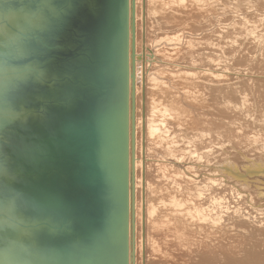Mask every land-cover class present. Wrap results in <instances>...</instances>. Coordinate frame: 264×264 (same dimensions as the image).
I'll return each instance as SVG.
<instances>
[{"label": "bare ground", "instance_id": "6f19581e", "mask_svg": "<svg viewBox=\"0 0 264 264\" xmlns=\"http://www.w3.org/2000/svg\"><path fill=\"white\" fill-rule=\"evenodd\" d=\"M226 1L229 2V0H225L224 2L226 3ZM242 1L245 2V0H242ZM251 1L252 0H250V3L253 2ZM101 2H103V4L100 3L101 5L99 9L107 13L110 6L106 5L107 2L104 4V0H101ZM127 3H128L127 4L128 5L127 6L128 7V17H127V24H128V30H127L128 100H127V113H126V116H127V125H126L127 127V143H126L127 153H126V166H125L126 172H125V177L123 178L126 184V193H127V202H128V218H127L128 263L127 264H180V263L181 264H192L191 263L193 259L192 257L195 256L196 253L199 252V249L201 250L204 246L206 247V242L204 240L207 241V239H204V238H209V237H204L202 240L200 238H199L200 240H198V238L195 239V237L197 236L194 237L195 232L193 229L198 226L205 227L204 225L206 224L207 221L210 223L211 226H214V227H215V224L216 226L217 224L220 225L222 222H224L222 221V219L220 221L221 223L216 222L221 218L220 215H222V213L223 214L226 213L227 214L226 217H228V214L232 212L233 210L231 209L230 212L227 213V211L229 210L228 205L232 203V201L230 203L229 200L231 199L238 200L235 197L236 195L234 196L236 199L232 198L233 195L237 194V197L239 198V200L240 199L247 200L248 199L247 197H250L249 200L253 199L254 197L250 196L251 194L250 190L258 191L259 189L257 187L258 185L260 186V181L257 182V180L262 181L264 179V165L258 164L257 161H253L250 164L244 160L245 162L243 164L240 163V165H238L230 161H226L222 164H219L221 162L215 160L216 158L218 159V156H217L218 154L224 153L225 149L227 148L226 146L228 143H229L228 146H233L235 145L234 143H236L237 145L241 144L242 147H244L243 145H247L251 147L250 148V150L252 149L251 151H253V148L255 147H256L255 150H257L258 148L259 149L261 148L264 150V131L262 130L263 133L262 132L254 133L252 131L253 135L250 133L248 135V132L252 130V129L251 130L249 129L250 131L248 130L247 132V128L252 126V125L251 126L249 125V122H248L249 127H247L246 125L247 128L245 127L244 123L242 125H239L238 127L234 124H232L233 127L232 125L231 127H228L227 124L229 123L228 122L226 123L221 118L220 119L224 123L218 119H217L218 121H215L216 119H213V116L215 115H213L211 119L207 115L209 113H206L208 111V108L207 109L205 108L207 104L209 103V101L214 102L215 107H216L214 108V110L215 112L217 111V113L221 112V109H224L225 106L227 108H230L231 110L232 109L234 110L237 107L236 104L235 105L232 104L233 106H236L232 108V106L230 105L231 102L229 104V101L231 99L230 100L225 99L226 104L228 103V105L226 104L223 105L221 104V101H220L221 106H216L215 102L218 101L219 103L220 97L218 100L214 101L213 99L215 98V96L214 97L212 96L214 93L216 94V92L212 94V91H217V89L223 88L222 87L223 84L227 83L225 81H229L230 77L235 76L236 78H240V80L235 79L239 82L244 80L242 84H244V82H248L249 84L251 83V88L248 86L250 90H248V88L247 90L243 89L249 92L244 97H242V99L240 98V100H242V105L244 106L245 109H247V111L248 109L250 110V108H254V107H251V103H253V106H254L256 102V106L258 107L257 105V102H258L260 108H262L261 115L263 118V119L261 117L259 118L260 120L262 119L261 121H263V123L259 124V127L261 129H264V74L260 75L261 73L260 71H258L260 73L259 75L261 78L252 77L253 71L250 68L252 61H249L250 58L248 59L249 64H250V65L248 64L249 65L248 68H250L251 70L247 68L248 70H250L249 71L250 73L248 72L247 69L236 68L234 66L233 68H236V69L231 68V66L229 68V65L226 64V62H224L226 65L220 64L222 62L220 63L215 62L217 64L213 66L212 63L215 60L213 62L212 60L214 57L212 56L213 57L212 60L208 58V56L211 57L209 55L211 53L210 51L214 49L216 52L219 53V54L216 53L218 57L217 56L215 57L219 58V60L221 61V58L223 60V58L229 53L230 50L233 51L232 49H235V48L243 49L242 44H245L246 42H250L251 44H253L254 49L256 48L255 50L258 49V52H259L258 56L260 59L261 57H264V19H261L262 18L261 16L259 18L261 19L259 20L260 22H256L257 21L256 20L255 23H259V24L255 26V29H254V26H253V29L251 26L252 30H249L251 34L248 33L249 32L248 29H250L249 27L247 29L248 31L247 34L245 35L243 34L244 37L242 38V35L238 36L237 33L242 32L245 28L248 27V24H247L246 27L243 29L242 28V26L244 25L243 23L242 26H240L238 29H235L236 37L234 36L235 38H232V39H229L230 37L228 38V36L231 34V31H233L232 29H230L231 31L228 29L229 24L231 22V19H228L230 20V22H228L229 24L228 23L225 24V27L222 26L225 29L224 28H222L223 30L216 29L217 31H214L213 29L214 32L213 31L212 32L217 33L216 34L217 37L214 36L216 38V41L214 40L215 42H213L211 41V37L213 38L212 36L213 34L204 33L206 29L205 25H208V24L203 23V19L205 18L204 13L206 12L207 9L212 8V3H210L209 0H127ZM233 3L236 4L237 2L235 1ZM246 3L249 4L248 0L246 1ZM217 4H215V6ZM234 4H231V5H234ZM18 5H20L25 11L32 7V4L29 2L23 5L22 3L19 2V0H12L10 7H11L13 14L16 16H21L25 12L24 11V12L16 13L15 10ZM241 6L243 7V5ZM228 7L226 8L228 9ZM215 8L218 9L219 7H215ZM221 8H225V7L221 6L220 9ZM231 8L233 7L231 6L230 9ZM236 8L237 10H240L238 5L236 6ZM216 9L215 11L217 13L218 11ZM247 9L244 7V10H247V12L251 10V8H248V6H247ZM221 12H223V15H225L224 10ZM238 12L239 11H237V14ZM225 13L227 12L225 11ZM226 15L229 16L228 13ZM132 16H133V24H134L133 34L131 31ZM207 16L208 14L206 15V17ZM217 17H220V16L217 15ZM238 17H241L242 19H244L243 18L244 16H242V14ZM189 18L192 20L193 19L197 20L195 23L196 25L187 23V19L189 20ZM212 18L213 17L211 16V19L210 18L209 19L207 18V19L212 20ZM229 18H231V16ZM263 18H264V15H263ZM224 19L226 18L224 17ZM39 20L40 18H37L38 23H39ZM205 20L206 18L204 19V21ZM49 21L51 22L53 21L49 26L50 28L54 25V22H58V19L52 20L51 18H49ZM207 21L205 22L208 23ZM43 22L45 21L43 20ZM94 22L97 25L96 27H99V29L105 28V25H106L105 21L102 20L101 22L103 23L102 25H99V22L95 20ZM247 22L249 23V20H247ZM238 23L241 24L240 19ZM218 24H215V25H218ZM226 25H228V27ZM219 26L218 28H220ZM9 27H12V25H9ZM91 27H92L91 24L87 22L84 25V29H85L83 30L84 33H87V31L91 33V31L93 30ZM202 27L203 28L205 27V28L203 29ZM103 36H105V32L102 35H100L99 38L95 37L94 40L92 41V45H94L95 54H98L99 47L102 44L101 37L104 38ZM230 36L233 37L232 34ZM214 50L213 52L215 53ZM132 51H133V57L131 55ZM238 53L240 52L238 51ZM242 54L243 52H241L240 55L244 56V54L243 55ZM205 55L210 60L208 61L212 62L211 65L199 59V57L201 56L202 59L205 60L206 58ZM253 55L254 54H252V56ZM239 56L237 59L241 60L242 58H239ZM255 56H254L255 60L256 59L259 60L258 57H255ZM251 59L253 60L254 62L253 64L255 65L256 62L254 61L253 57ZM196 60H199L198 61L199 63H197ZM200 61L202 63H200ZM229 61L231 63V60ZM234 61H236V59H234ZM261 62H263L262 59H261ZM257 69L259 70L258 65H257ZM253 70H254V67H253ZM262 70H264V66L262 67ZM254 71L255 73L257 72V70H254ZM132 72L134 73L133 80L131 78ZM230 79L233 80V78H230ZM235 80H233L232 84L236 82ZM34 81H30L29 83H27V84H30L28 85L29 89H23L19 91L14 101V108L18 109L20 107H26V106L28 108H33L35 103L38 106L42 107L41 105L46 103L47 101L46 95H44V99L43 98L40 99L39 96H37V94L33 95L35 92H38L39 90L38 87L42 86V83H35ZM227 84L231 86L230 83H227ZM235 84H237V82ZM238 84L239 85H236V86H238L239 88V86H241L240 85L241 83H238ZM247 84L245 83V85ZM232 87L235 88V86H232ZM238 88L236 87L235 91H237ZM223 90L225 89L223 88L222 92ZM132 92H133V96H132ZM219 92L221 93V89ZM237 92H239V90ZM241 92H242V89H241ZM226 93H229V92H226ZM226 93L224 97L226 96ZM219 94L218 96H220ZM206 96L210 97L208 98V101H206V98H207ZM230 96L228 95V98ZM60 97H61V91L57 92V94H52L48 96V98L51 99V102H50L51 105L49 106V111H48L49 113L48 115H51V120L49 121L50 122L49 124H51L50 129L53 131L57 130V127L54 123L55 121H57V118L53 116L54 113H52L53 112L52 110H56L54 105H58L56 102L59 101ZM225 101H223V103ZM239 104L241 105L240 101H239ZM223 106L224 108H222ZM243 106H240V107L243 108ZM244 110L242 111L244 112ZM258 110L260 111V109ZM62 111L65 112V109L62 108ZM108 111H111V109H108L107 112ZM208 112H210L211 114L210 110ZM256 112H254L255 115H257ZM131 113H133V121L131 119L132 117H130ZM33 115L34 113L29 114V116H32V119L34 118ZM59 116L61 117V115ZM251 118L250 120H252ZM244 119H247V118H244ZM253 119H256V118L254 117ZM38 120L36 121L33 119L28 123L27 122L24 123L22 121L24 123V128H16L15 130L13 129L11 130L10 138L11 140L13 139L15 141V144L13 145H15L18 151H20V147H24L25 154L30 155L32 153L31 149L29 148V141L27 140V138L22 137V136L15 137V135L20 133L21 131L23 133H26V132L31 133L32 130H36L35 134L40 133L41 132L40 128L42 127L33 125L34 123L37 124ZM254 121L255 120H253V122ZM18 122H20V120ZM224 125L226 126L224 127ZM14 126L15 124L13 123L12 128ZM252 127H254V125ZM221 128H223V133H222ZM224 128L226 129L224 130ZM131 132H133V136H131ZM225 144L226 146H224ZM39 146H40L39 151L49 152L50 150L49 146L46 147V145H43L40 142H38V147ZM244 149L241 151H244L245 153L246 150ZM236 154L234 155L233 153L231 156H236ZM241 154H243V152ZM6 156L9 162L11 163V166H13L14 160L12 159L13 158L12 155L9 156V153H6ZM25 156L26 155L24 154L19 155V157L22 159L25 158ZM225 156L226 154L223 155L222 157L224 158ZM14 157L17 158L18 157L17 154H15ZM260 157L264 158L263 155H261ZM49 158H52V157L49 156ZM237 158L238 157H236V159ZM259 162H261V160ZM30 163L36 164V161L31 160ZM251 167L257 168V170H252V171L248 170ZM261 167L262 169L258 170ZM253 171L254 172L259 171L260 175H258V177L253 176L254 178L252 176H249L250 172H253ZM13 172H15L14 168H13ZM239 178H242V179H239ZM200 180L201 182H205V183L203 184L200 183ZM254 185H257V187H253ZM13 187L16 189L15 186ZM18 191L21 194L23 193L22 189L21 190L19 189ZM259 191L262 192L261 190ZM262 193L264 194V192ZM263 194L261 196H263ZM209 198L211 199L210 201L211 204L210 203L208 204L211 205L210 208H213L214 211L213 209L207 210L208 209L206 207L207 205H205L206 200ZM0 199H2V197H0ZM254 201L256 203V200ZM228 202L230 204L227 205ZM250 202H253V201H250ZM239 203H242V202H239ZM203 204L205 206H202ZM232 204L233 206H235L237 203H232ZM199 206H202L204 208L206 207V208L205 209L199 208ZM238 206H240V204H238ZM241 206H243V203ZM248 206L250 205L248 204ZM53 207L55 208V205H53ZM249 208L248 210H250ZM234 209L236 208L234 207ZM246 210L247 209L245 208V211ZM234 211L232 213L235 214ZM262 212L263 211L261 210V213ZM217 213L220 214L219 217L217 216L218 218L215 217ZM261 213L259 211V215ZM211 214L212 215L215 214V216L213 215L215 218ZM255 215L256 214H254V216ZM229 216L231 217L232 215L229 214ZM260 216L263 217V215H260ZM241 218H243V215ZM228 219L229 217L227 218V221ZM247 220H249V218ZM44 222H46V224L48 223V225H55L54 223L50 221L47 222L44 220ZM260 222L261 221L259 220V224ZM243 223L245 224V222ZM259 224L258 226H261ZM48 225L47 227L45 226L44 228L47 230H50L48 228H51V227ZM224 225L225 224H223V226ZM239 225L242 227L241 224ZM244 226L246 228V225ZM234 227L237 228L236 225ZM250 227L252 228V226ZM261 227L263 229L264 226H261ZM218 228L221 229L222 227L219 226ZM199 229L201 230L200 235L202 236L203 230L200 227H198V229H195V230L198 231ZM206 229L208 231L207 227L205 228V230ZM4 231L6 232V234L18 232L17 229H14V228L7 229V230L3 229V231L2 229L0 230V232H4ZM58 231L59 230L52 231V232H54L55 234ZM211 231H208V233H210L209 236L212 235L211 233L213 231L212 232ZM42 232L43 231H41V233ZM27 233L28 232L22 233L20 231V234L22 235L27 234ZM221 233L218 234V236H221ZM216 237L212 239L213 242L214 240H216L215 239ZM6 244L7 245L4 244L3 247L9 249L10 246L8 245L7 242ZM42 246L46 248L51 245L50 243H48V240H44L42 243ZM1 249H4V248H1ZM5 253H6L5 250L0 251V254H3L2 256H0L1 261H5V262L9 261L8 263H11V261L13 260L14 262L18 264V262L15 259H11V260L5 259ZM0 264H3V263L0 262ZM64 264H66V262Z\"/></svg>", "mask_w": 264, "mask_h": 264}, {"label": "water", "instance_id": "95a60500", "mask_svg": "<svg viewBox=\"0 0 264 264\" xmlns=\"http://www.w3.org/2000/svg\"><path fill=\"white\" fill-rule=\"evenodd\" d=\"M19 2L25 5L35 0ZM106 2L110 6L107 13L99 9L101 0H55L45 22L39 20L45 29L39 56L44 75L33 80L42 83L33 95L40 99L46 95L47 101L40 104L42 107L33 102V108H15L12 129L24 128L25 122L39 118L45 124L38 134L32 130L15 135L27 138L30 155L24 153V147L18 151L11 134L5 148L14 160L13 186L23 190L31 207L20 210V220L10 218L17 233L0 232V251L5 250V259H15L18 264L128 263V202L123 179L127 153L128 3ZM15 11L25 10L18 5ZM49 18L58 19L50 28L53 21ZM94 20L99 25L105 21V28L96 27ZM87 22L92 26L91 33L83 31ZM133 25L132 16V34ZM104 32L95 54L92 41ZM133 76L132 72V80ZM28 85L21 90L29 89ZM60 91L56 110H52L57 118V130L53 131L48 96ZM30 113H34L33 119ZM130 117L133 121V113ZM38 142L49 146V152L39 151ZM23 154L27 157L22 159L19 155ZM47 225L50 230L44 228ZM57 230L58 234L52 232ZM20 231L28 233L22 235ZM44 240L51 246H42ZM6 242L9 249L3 247ZM0 262L17 264L13 260Z\"/></svg>", "mask_w": 264, "mask_h": 264}, {"label": "rangeland", "instance_id": "374dc122", "mask_svg": "<svg viewBox=\"0 0 264 264\" xmlns=\"http://www.w3.org/2000/svg\"><path fill=\"white\" fill-rule=\"evenodd\" d=\"M225 0H209V2L210 3H212V8L214 9H212V8H210V9H207L206 10V12L204 13V15H205V18H206V20L205 21H207L209 18L211 19V16L213 17L212 18V20H208L207 22L208 23H206L205 21H204V19H203V23H205V24H208V25H205V27H206V29H205V31H204V33H212L213 35V38L211 37V41H213V42H215L216 41V38L215 37H217L216 36V32L215 33H213L214 31H217L218 29H222V28H224L225 27V24H227L228 22H230V20H228V19H231V22H230V24H229V27H228V25H226L227 27H228V29L230 30V29H232L233 31H231V34L233 35V37H231L230 35L228 36V38L229 39H232V38H235L236 37V30L235 29H238L240 26H242L243 25V23H244V25L242 26V28L244 29L245 27H246V25L248 24V27L247 28H245L244 30L246 31V33H245V31L243 30L242 32H239V33H237V35L239 36V35H242V38L244 37V35L245 34H247V32L249 31V30H252L253 29V26H254V29H255V26L256 25H258L259 23H255V21L256 22H260L259 20H261V19H264L263 18V15H264V0H252L251 2L252 3H250V0H248V2H249V4L248 3H246V1L247 0H245V2L244 1H242V0H229V2L231 3V4H234L233 2H237L236 4L239 6V9L240 10H237V8H236V4H234V5H236V6H234V5H231L229 2H227L226 1V3L224 2ZM241 2V3H240ZM218 3V4H217ZM239 3H240V5H239ZM244 3H246V4H244ZM215 4H217L216 6H215ZM219 4H221V5H219ZM226 4V5H225ZM233 7V8H231L230 9V7L231 6ZM241 5H243V7L241 6ZM245 5V6H244ZM225 7V8H221L220 9V7ZM228 6H230V7H228ZM247 6H248V8H251V10H249V12H247ZM250 6V7H249ZM255 6V7H254ZM215 7H219L218 9H216ZM226 7H228V9L226 8ZM240 7H242V8H240ZM244 7L247 9V10H244ZM262 7V8H261ZM260 8H261V10H260ZM215 9L218 11L217 13H216V11H215ZM224 10V14L225 15H223V12H221V11H223ZM225 9H227V10H225ZM231 11H230V10ZM229 10V11H228ZM234 10V11H233ZM239 11L238 12V14H237V11ZM220 11V12H219ZM225 11L228 13V15L229 16H227L226 14L227 13H225ZM236 11V12H235ZM263 11V12H262ZM233 12V13H232ZM219 13V14H218ZM235 13V14H234ZM247 13V14H246ZM208 14V16L206 17V15ZM222 16H224L226 19H224V17H222ZM242 14V16H244L243 18L244 19H242L241 17H238V16H240ZM262 14V15H261ZM211 15V16H210ZM216 15V16H215ZM217 15H219L220 17H217ZM238 15V16H237ZM231 16V18H229ZM262 16V18L261 19H259L260 17ZM215 17V18H214ZM217 17V18H216ZM248 19H247V18ZM208 18V19H207ZM238 18V19H237ZM258 18V19H257ZM214 19H216V20H214ZM220 19V20H219ZM222 19V20H221ZM239 19H240V22H241V24L240 23H238V21H239ZM249 20V23L251 24V23H253V24H249L248 22H247V20ZM192 19H190L189 18V20L187 19V23H190V24H192V25H196L195 23H196V21L197 20H195V19H193L192 21H191ZM219 20V21H218ZM228 20V21H227ZM242 20V21H241ZM217 21V22H216ZM222 21V22H221ZM225 21V22H224ZM251 21V22H250ZM253 21V22H252ZM193 22V23H192ZM213 22V23H212ZM246 22V23H245ZM211 23H212V25H211ZM218 23H220V24H218ZM213 24H214V26H213ZM215 24H218V25H215ZM232 24V25H231ZM238 24H240V25H238ZM255 24V25H254ZM220 25V26H219ZM230 25H231V27H230ZM250 25V26H249ZM208 26V27H207ZM215 26H216V28H215ZM218 26L220 27V28H218ZM222 26H224V27H222ZM251 26H252V29H251ZM204 27V28H205ZM211 27V28H210ZM250 27V29H248ZM203 28V27H202ZM203 28V29H204ZM209 28H210V30H209ZM213 29H214V31H213ZM217 29V30H216ZM225 29V28H224ZM247 29H248V31H247ZM223 30V29H222ZM213 31V32H212ZM234 32V33H233ZM249 34H251L250 33V31L248 32ZM215 34V35H214ZM244 34V35H243ZM215 36V37H214ZM235 36V37H234ZM215 38V39H214ZM228 38H227V40H228ZM215 40V41H214ZM229 41H231V40H229ZM254 45L253 44H251L250 42H246L245 44H242V48L243 49H232L234 52H235V54H234V52L233 51H229V53L226 55L227 56V58H226V56L223 58V60H222V58H221V61L219 60V58H217L218 57V55L217 54H219L218 52H216L214 49H212L210 52V56L211 57H209L208 56V58L210 59V60H212V58H213V60H212V62L214 63H212V62H209L210 60L206 57V55H205V60H203L202 59V57L200 58L199 57V59L200 60H202V61H205L206 63H208L209 65H211V63H212V65L214 66V65H216L217 63H215V62H222V63H220V64H225L224 62H226V64H228L229 65V68H230V66H231V68H233V66L234 67H236V68H242V69H247L248 67H249V61H252V63H251V69H252V71L254 72H252V77H259V78H261L260 77V75H262V74H264V70H262V67L264 66V60H263V58L264 57H261V59H262V61L263 62H261V59L259 58V56H258V49L257 50H255L254 49V47H253ZM256 51H254V50ZM213 50L215 51V53L213 52ZM243 50V51H242ZM251 50H252V52H251ZM237 51V52H236ZM238 51L240 52V53H238ZM214 54H213V53ZM241 52H243V54H244V56H241L240 54H241ZM217 53V54H216ZM212 54V55H211ZM233 54V55H232ZM242 54V55H243ZM252 54H254L253 56H252ZM239 56V58H242L241 60H239V59H237L238 58V56ZM256 55V56H255ZM213 56V57H212ZM215 56H217V57H215ZM254 56L255 57H258V59L259 60H255V58H254ZM229 57V58H228ZM253 57V59H254V61L256 62V64L254 65L253 63V60L251 59ZM230 58H234V59H236V61H234V59L232 60V59H230ZM250 58V59H249ZM228 59V60H227ZM248 59H249V61H248ZM209 60V61H208ZM217 60V61H216ZM229 60H231V63H230V61ZM247 60V61H246ZM199 60H196V62L197 63H199L198 62ZM208 61V62H207ZM230 63V64H232V65H230L228 62ZM234 61V62H233ZM239 61V62H238ZM240 61H241V63H240ZM246 61V62H245ZM259 61H260V63H259ZM200 63H202L201 61H200ZM260 65H259V64ZM225 64V65H226ZM249 64V65H248ZM248 65V66H247ZM257 65H258V68H259V70L257 69ZM238 66V67H237ZM241 66V67H240ZM243 66H244V68H243ZM261 66V67H260ZM253 67H254V70H257V72L255 73V71L253 70ZM236 68H233V69H236ZM250 68H248V69H250ZM247 69V70H248ZM250 69V70H251ZM232 70V69H231ZM250 70H248V72L250 71ZM258 71H260V73L258 72ZM250 73V72H249ZM258 73V74H257ZM260 74V75H259ZM251 75V74H250ZM230 78H233V80H235V79H239L240 80V78H236L235 76L234 77H230ZM229 78V81H225V82H227V83H230L231 84V86H229L227 83H224L223 84V88L225 89V90H223V92H222V89L223 88H219V89H217V91L219 90L220 91V89H221V93L218 91H212V94L214 93V92H216V94H217V96H218V94L220 95V96H218V98H217V96H216V94L214 93L212 96L214 97L215 96V98L213 99L214 101L215 100H218L219 99V97H220V99H219V103H218V101L217 102H215L216 103V106H221V104H226V101H225V99H228V100H230L229 101V104H230V102H231V106H232V108H234V107H236L233 111L230 109V108H227L226 106H225V108H224V106L222 107V108H224V109H221V112H219V113H217V111L215 112V110H214V108H216L215 107V104H214V102H211V101H209V103L207 104V106L205 107L206 109L208 108V111L210 110L211 111V114H210V112H208L207 110V112L206 113H209V114H207L211 119H212V116L213 115H215V116H213V119H216L215 121H218V120H224L226 123L228 122L229 124H227V126L228 127H231V125L232 124H234V125H236L237 127L239 126V125H242L243 123L245 124V127H246V125H247V127H249V125L251 126H253L254 125V127H249V128H247V132H248V130L250 129H252L250 132H248V135H249V133L250 134H252L253 132L254 133H261L262 132V130L264 131V129H261L260 127H259V124H261V123H263V121H261L263 118H262V115H261V113H262V108H260V106H259V104H258V102H257V105H258V107L256 106V102H255V104H254V106H253V103H251V107H254V108H250V110L248 109V111H247V109H245L244 108V106L242 105V100H240V98L242 99V97H244L249 91H246L247 90V88H248V86L251 88V83L249 84L248 82H244V84H242L243 83V81H237V80H235L236 82H237V84H235L236 82H234V84H232L233 83V80H231ZM231 81V82H230ZM238 83H241L240 85L241 86H239V88H238V86H236V85H239ZM245 83L247 84V85H245ZM226 85V86H225ZM228 85V86H227ZM245 85V86H244ZM232 86H235V88L234 87H232ZM226 87V88H225ZM229 87V88H228ZM236 87L238 88L237 89V91L239 90V92H237V91H235V89H236ZM245 87V88H244ZM232 90H231V89ZM234 88V89H233ZM250 88H248V90H250ZM231 90V91H229V90ZM241 89H242V92H241ZM243 89H246V90H243ZM234 91H235V93H234ZM226 92H229V93H226ZM233 92V93H232ZM237 92V93H236ZM245 92V93H244ZM223 93V94H222ZM225 93H226V96L224 97V95H225ZM239 93H240V95H239ZM233 94V95H232ZM237 96H236V95ZM207 95H209V94H207ZM221 95H223V96H221ZM228 95L230 96V95H232V96H230L229 98H228ZM236 96V97H235ZM207 98H206V101H208V98H210V97H208V96H206ZM222 97V98H221ZM224 97V98H223ZM234 97V98H233ZM238 98H239V100H238ZM235 99V100H234ZM237 99V100H236ZM225 101L224 103H223V101ZM228 100H227V102H228ZM220 101H221V104H220ZM239 101H240V103H241V105L239 104ZM253 102V101H252ZM218 103V104H217ZM214 104V105H213ZM235 105L236 104V106H233V105ZM226 105H228V103L226 104ZM240 106H243V108L242 107H240ZM210 107H212V108H210ZM240 109H239V108ZM227 108V109H226ZM238 108V109H237ZM242 108V109H241ZM245 109V110H244ZM258 109H260V111L258 110ZM214 110V111H213ZM223 110V111H222ZM229 110V111H228ZM242 110H244V112L242 111ZM252 110V111H251ZM250 111V112H249ZM256 111H258V112H256ZM254 112H256L257 113V115H255V113ZM228 113V114H227ZM246 113V114H245ZM254 115H252V114ZM220 114H222V115H220ZM226 114V115H225ZM224 115V116H223ZM250 117H249V116ZM246 116H248V117H246ZM253 116V117H252ZM257 116V117H256ZM252 117V118H251ZM256 118V119H253V118ZM262 118L261 120L259 119V118ZM42 118V117H41ZM221 118V119H220ZM244 118H247V119H244ZM250 118L252 119V120H250ZM259 120H258V119ZM218 119V120H217ZM226 119H227V121H226ZM221 120V121H222ZM244 120V121H243ZM253 120H255L254 122H253ZM257 120V121H256ZM223 122V121H222ZM246 122V123H245ZM248 122H249V125H248ZM251 122V123H250ZM33 123V122H32ZM224 123V122H223ZM225 123V124H226ZM239 123V124H238ZM45 123H44V121H43V119H40L39 118V120H38V122H37V124L36 123H34L33 125H35V126H38V127H42L43 125H44ZM256 124V125H255ZM230 125V126H229ZM258 125V126H257ZM226 125H224V127H225ZM257 126V127H256ZM232 127H233V125H232ZM236 127V128H237ZM244 128V127H243ZM258 128H260V129H258ZM226 128H224V130H225ZM221 130H222V133H223V128H221ZM220 130V131H221ZM244 130V129H243ZM256 130V131H255ZM258 130V131H257ZM253 131V132H252ZM263 133V132H262ZM225 135H226V133H225ZM253 135V134H252ZM251 136V135H250ZM236 140V139H235ZM227 144V143H226ZM226 144L224 145V146H226ZM235 145H233V146H228L229 145V143L227 144V150L225 149V151H224V153H222L223 155H225L226 154V156L223 158L222 156V154H218L217 156H218V159L216 158L215 160H217V161H220L221 163H219V164H222V163H224V162H226V161H230V162H233V163H236V164H238V165H240V163L241 164H243L245 161L246 162H248V163H252L253 161H257V163L258 164H260V165H264V158H261L260 156L261 155H263L264 156V150L263 149H257V150H255L256 149V147L255 148H253V151H251L250 150V148L251 147H249V146H247V145H243L244 147H245V149H244V147H242V145L240 144H238L239 146H240V148H239V146L236 144V143H234ZM231 145V144H230ZM235 146V147H234ZM231 147H232V149H231ZM233 147H234V149H233ZM242 147V148H241ZM236 148V149H235ZM239 148V149H238ZM249 150H248V149ZM229 149V150H228ZM246 150V152H248V153H246V155H245V153H244V151H241V150ZM230 150H232V151H230ZM235 150V151H234ZM238 150V151H237ZM255 150V151H254ZM228 151V152H227ZM251 151V152H250ZM258 151V152H257ZM262 151V152H261ZM226 152V153H225ZM232 152V153H231ZM243 152V154H241ZM234 153V155L236 154V156H231L232 154ZM240 153V154H239ZM259 153V154H258ZM228 154V155H227ZM221 155V156H220ZM230 155V156H229ZM240 155V156H239ZM253 156V157H252ZM221 157V158H220ZM228 157H229V159H228ZM236 157H238L237 159H236ZM241 157V158H240ZM247 157V158H246ZM220 158V159H219ZM223 158V159H222ZM228 159V160H227ZM234 159V160H233ZM261 160V162H263V163H261V162H259L260 160ZM245 160V161H244ZM248 160V161H247ZM263 160V161H262ZM243 161V162H242ZM256 163V162H255ZM243 169V168H242ZM260 169H262V167L261 168H259L258 170H260ZM248 170H257V168H254V167H251V168H249ZM243 171H245V170H243ZM258 172V173H257ZM258 175H260V173H259V171H256V172H250V174H249V176H254V177H258ZM253 177V178H254ZM239 179H242V178H239ZM264 180V179H263ZM262 180V181H263ZM260 181V186L258 185V187H257V185H254L253 187H257L259 190H261L262 192H264V181L262 182L261 180H257V182H259ZM200 183H205V182H201V180H200ZM255 191V190H250V192H251V194H250V196L251 197H254L253 199H251V200H249V198L250 197H247L248 199L247 200H242V199H240V200H242V201H240L239 200V198L237 197V194H234L233 195V197L232 198H234V199H238V200H233V199H231V200H229L230 201V203H231V201H232V203H237L235 206H233V204L231 203H227V205L228 204H230V205H228V211H227V213L228 212H230V210L231 209H233L232 210V212L234 211L235 212V214H236V212H237V214L235 215L234 213H232V212H230L229 214L230 215H232L231 217L229 216V214H228V217H229V219H228V221H227V218L228 217H226L227 216V214L226 213H224V214H226V215H224L223 213H222V215H220V214H216V216H215V214H213L215 217H219V215L221 216V218L218 220V221H216L217 223L219 222V223H221L220 221H221V219H222V221H224V222H222L220 225L219 224H217V226L219 227H222L221 229H219L217 226H216V224H215V227L214 226H211L210 225V223L208 222H206V224L204 225L205 227H202V226H198V227H200L203 231H202V236L200 235V233H201V230L199 231H197V230H195V229H198V227H196V228H194L193 230H194V232L197 234H195L194 233V237L195 236H197V237H195V239L196 238H198V240H202L204 237H209V238H204V239H207V241L206 240H204L205 242H206V247L204 248H202L201 250L199 249V252L198 253H196V255L195 256H193L192 258L194 259H192V261H191V263L192 264H264V227H263V229H262V227L261 226H264V194L262 193V192H260V191ZM227 194H228V192H227ZM227 194H226V196H227ZM263 194V196H261ZM236 195V196H235ZM259 195V196H258ZM236 198H235V197ZM238 196H239V194H238ZM256 198V199H255ZM249 200V201H248ZM254 200H256V203H255V201ZM208 201V202H207ZM210 201H211V199L209 198V199H207L206 200V203H205V205H207L206 207L208 208L207 210H211V209H213V208H210L211 207V203H210ZM235 201V202H234ZM237 201V202H236ZM247 201V202H246ZM250 201H253V202H250ZM260 201H262V202H260ZM239 202H242L243 203V206H241L242 205V203H239ZM262 203V204H260V203ZM208 203H210V204H208ZM246 203V204H245ZM255 203V204H254ZM238 204H240V206H238ZM245 204V205H244ZM248 204L250 205V206H248ZM253 204V205H252ZM204 204L202 205V206H205ZM257 205V206H256ZM198 206V205H197ZM202 206H199V208H203V209H205L204 207H202ZM209 206V207H208ZM229 206H230V208H229ZM231 206H233V207H231ZM234 207L236 208V209H234ZM241 207H243V208H241ZM250 209V210H248V208ZM252 207V208H251ZM255 207V208H254ZM258 207V208H257ZM210 208V209H209ZM245 208L247 209L246 211H245ZM239 209H241V210H239ZM255 209H257V210H255ZM252 210V211H251ZM261 210L263 211L262 213H261ZM213 211H214V209H213ZM238 211H239V213H238ZM245 213H244V212ZM254 211V212H253ZM256 211V212H255ZM259 211H260V215H263V217L262 216H260L259 215ZM241 213V214H240ZM243 213V214H242ZM247 213V214H246ZM234 214V215H233ZM239 214V215H238ZM251 214H253V215H250ZM254 214H256L255 216H254ZM212 215V214H211ZM212 215V216H213ZM237 215H238V217L239 216H241L242 217V215H243V218H241V217H239V219H238V217H237ZM248 215V216H247ZM213 216V217H214ZM234 216H236V217H234ZM244 216H245V218H249V220H247V219H245L244 218ZM253 216V217H252ZM259 216V217H258ZM214 217V218H215ZM217 217V218H218ZM259 219H258V218ZM262 217V218H261ZM231 218V219H230ZM233 218V219H232ZM235 218V219H234ZM236 218H237V220H236ZM233 220V221H232ZM241 220V221H240ZM244 220V221H243ZM246 220H247V222H246ZM259 220L261 221L260 222V224H259ZM225 221H227V222H225ZM231 221V222H230ZM240 221V222H239ZM250 221H252V222H250ZM231 224H230V223ZM234 222V223H233ZM243 222H245V224L243 223ZM262 222H263V224H262ZM226 223H228V224H226ZM236 223V224H235ZM249 223V224H248ZM252 223V224H251ZM208 224V225H207ZM223 224H225L224 226H223ZM232 224H234V225H232ZM239 224H241L242 225V227L239 225ZM246 225V228H245V226L244 225ZM247 224H248V226H247ZM251 224V225H250ZM258 224L259 225H261V226H258ZM207 225V226H206ZM230 225H232V226H230V227H234L235 225L237 226V228H230L229 226ZM238 226H240V227H238ZM250 226H252V228L250 227ZM259 228H258V227ZM208 228V231H211L212 233V235L211 236H213V237H211V236H209L210 235V233H208V231H207V229L205 230V228ZM210 227V228H209ZM226 227V228H225ZM228 227V228H227ZM248 227V228H247ZM214 228V229H213ZM239 228V229H238ZM261 228V229H260ZM210 229V230H209ZM217 229V230H216ZM218 229H219V231H218ZM222 229H224V230H222ZM226 229V230H225ZM232 229V230H231ZM244 229V230H243ZM253 229V230H252ZM216 230V231H215ZM263 230V231H262ZM218 231V232H217ZM224 231H225V233H224ZM227 231V232H226ZM245 231V232H244ZM253 231V232H252ZM204 232V233H203ZM205 232H207V233H205ZM222 232V233H221ZM199 233V234H198ZM221 233V236H218V234H220ZM204 234H206V235H204ZM225 234V235H224ZM200 235V236H199ZM223 235V236H222ZM199 236V237H198ZM216 236H218V237H216ZM211 237V238H210ZM214 237H216L215 239L216 240H214V242L212 241V239H214ZM200 238V239H199ZM221 238H223V239H221ZM211 239V240H210ZM209 240V241H208ZM217 240H218V242H217ZM221 240V241H220ZM220 241V242H219ZM215 242H216V244H215ZM209 243H210V245H209ZM218 243V244H217ZM212 244H214V245H212ZM210 246V247H209ZM208 247V248H207ZM207 248V249H206ZM215 248V249H214ZM211 250V251H210ZM198 251V250H197ZM201 251H203V252H201ZM205 251V252H204ZM207 251V252H206ZM202 253V254H201ZM203 254H205V255H203ZM196 256H197V258H196ZM214 256V257H213ZM195 257V258H194ZM196 259V260H195ZM202 260V261H201ZM182 261V260H181ZM193 261H200L199 263L198 262H193ZM181 264V263H180Z\"/></svg>", "mask_w": 264, "mask_h": 264}, {"label": "clouds", "instance_id": "9594fccd", "mask_svg": "<svg viewBox=\"0 0 264 264\" xmlns=\"http://www.w3.org/2000/svg\"><path fill=\"white\" fill-rule=\"evenodd\" d=\"M11 3L0 0V229L4 230L13 227L10 217L20 220V210L31 208L28 198L13 187V170L5 148L17 94L30 81L43 78L39 56L45 29L37 18L47 19L55 0H35L21 16L13 14Z\"/></svg>", "mask_w": 264, "mask_h": 264}, {"label": "flooded vegetation", "instance_id": "af4514ba", "mask_svg": "<svg viewBox=\"0 0 264 264\" xmlns=\"http://www.w3.org/2000/svg\"><path fill=\"white\" fill-rule=\"evenodd\" d=\"M125 136H126V143H127V127H126V131H125ZM125 166H126V163H125ZM125 177V174L123 175V178ZM125 194H126V197H127V193H126V184H125ZM127 218H128V215H127ZM64 262H62V264H64Z\"/></svg>", "mask_w": 264, "mask_h": 264}]
</instances>
